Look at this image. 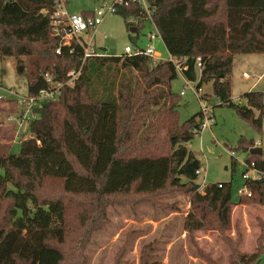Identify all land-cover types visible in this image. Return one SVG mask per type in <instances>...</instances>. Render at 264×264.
Here are the masks:
<instances>
[{
	"label": "trees",
	"instance_id": "trees-1",
	"mask_svg": "<svg viewBox=\"0 0 264 264\" xmlns=\"http://www.w3.org/2000/svg\"><path fill=\"white\" fill-rule=\"evenodd\" d=\"M56 1L0 0V57L23 64L29 94L47 87L45 74L55 81L69 68L82 67L80 77L65 86L56 101L33 110L29 136L19 142L18 153L11 151L15 124L0 123V194L10 200L0 222V264H64L62 245L70 230L67 206L81 196L101 210L118 195L152 203L157 195L180 189L190 196L192 210L184 225L189 231L209 225L228 228L232 204L264 205V177L245 181L250 196L239 195L237 202L232 201L231 183L207 184L199 190L195 171L201 163L185 143L199 127L200 112L180 121L179 96L170 87L178 73L171 62L146 55L83 60L78 49L68 47L56 53L59 40L52 35L49 18ZM149 2L167 52L185 58L183 76L197 81V87L211 83L220 105L232 106L260 129L264 93L247 91L246 104H235L229 76L235 56L264 53V0ZM117 14L131 19L128 29L144 21L136 4L120 7ZM137 17L136 24L132 19ZM198 56L200 69L195 64ZM120 72L116 83L113 78ZM19 111L15 101L0 100V113ZM249 144L253 146L245 142L243 148ZM247 161L264 172L261 155L250 153ZM45 179L60 181L62 194L41 199L38 191ZM208 213H215V225ZM262 239L251 253L237 251L233 243L236 259L231 264H259Z\"/></svg>",
	"mask_w": 264,
	"mask_h": 264
},
{
	"label": "rangeland",
	"instance_id": "rangeland-1",
	"mask_svg": "<svg viewBox=\"0 0 264 264\" xmlns=\"http://www.w3.org/2000/svg\"><path fill=\"white\" fill-rule=\"evenodd\" d=\"M69 12L88 13L98 0H65ZM131 19L128 18L127 21ZM127 21L119 14L106 15L98 27V32L88 36L97 48L107 54H119L135 33L128 29ZM155 31L146 25L140 36ZM147 40L142 36L138 45L145 47ZM160 60H167L168 52L160 40L153 44ZM23 66L14 57H0L2 85L13 89L17 94L28 93V81ZM124 69H121L123 72ZM251 77L245 79L242 72ZM121 72L114 79L121 81ZM264 73V53H247L235 56L232 72L231 99L235 104L245 105L243 94L253 85L257 76ZM136 76V71L132 72ZM184 77L178 74L171 81V91L179 96L178 115L184 121L200 112L199 98L184 87ZM197 81H191L196 85ZM101 83L96 84V88ZM200 94L209 97L206 103L211 106L210 127L185 143L199 159L203 172L198 175L199 183H231L233 202L239 199L238 190L244 180L246 169L242 163L250 157L249 149L259 147L264 159V117L260 129L241 118L232 106L220 105L213 94L211 83L203 84ZM264 93V75L253 88ZM0 93H5L0 89ZM258 115L257 111H254ZM8 114V113H7ZM6 113H0V123ZM245 142L253 146L243 148ZM11 151L18 153V139H12ZM249 174L252 175L251 171ZM203 190L202 186L199 188ZM39 197L49 199L62 194L58 180L45 179L39 188ZM124 198V200H123ZM95 204V202H93ZM10 200L0 194V222L7 215ZM192 210L189 194L180 189L164 192L153 202L139 201L133 196H115L104 209L91 206L88 198L72 199L67 206L70 230L62 245L65 252L64 264H231L236 258L232 255L233 243L237 251L251 253L258 247V239L263 237L264 245V205L256 202L232 204L228 228L210 226L189 231L185 229V218ZM215 213H208L213 221ZM211 225H215L213 221ZM263 231V234H261ZM259 264H264V254Z\"/></svg>",
	"mask_w": 264,
	"mask_h": 264
},
{
	"label": "built area",
	"instance_id": "built-area-1",
	"mask_svg": "<svg viewBox=\"0 0 264 264\" xmlns=\"http://www.w3.org/2000/svg\"><path fill=\"white\" fill-rule=\"evenodd\" d=\"M130 3L136 4L140 7L142 14L144 16V21L141 25L152 26L155 31H149L147 34H143L140 36V31L137 30L135 36L137 34V38L135 41H131V43H127L123 47V51L119 54H107L106 52L101 51L96 45L87 37L93 36L98 32V27L102 23L104 17L109 14H117L118 10L122 6L129 5ZM154 12V8L150 5L149 0H98L97 5L88 13L81 12H69L66 9L65 0H57L56 6L52 12L49 13V18L52 27V35L58 38L59 43L57 48L55 49L56 53H60L62 48L68 47L71 51L77 50L82 55V59L93 56H104V55H115L118 57L124 56H132V55H146L152 58L153 61H158L159 53L154 50L153 43L156 40L162 41L159 30L157 29L155 22L152 18V13ZM46 13V12H45ZM136 24L140 22L139 17L132 19ZM144 37L148 42L145 47L139 46L138 41L141 37ZM185 58H177L170 53H168L167 61L171 62L177 73L182 75V70L186 69V66L182 65V62ZM196 68L200 69L202 67L201 57H196L195 60ZM82 73V67L79 68H69L68 70L62 73L61 78L58 80H53L51 76L45 74V81L48 83L46 88L38 90L36 93L26 95L17 94L13 89H7L2 85L1 75L2 71L0 70V89L5 93H0V100H13L19 106L20 111L14 114H7L5 116V121L7 123L15 124L14 131V139L18 142L21 141L22 138H26L29 136L27 132V127L30 120L34 117L33 110L40 107L45 102L56 101L62 89L67 85H72L74 81L80 77ZM264 73L257 76L255 83H258L259 80L263 77ZM242 76L245 79L251 77V75L244 71L242 72ZM184 77V76H183ZM184 79V87L180 91V95H184L186 89L191 90L196 97L199 98L200 102V123L199 127L193 129V133L198 134L204 128L210 127L212 122L211 115V106H209L206 101L209 97L204 96V94H200L201 87H197L196 85H192L191 81ZM240 104V100H237ZM39 143V141H38ZM243 167L246 169L242 173V178L245 181L247 180H260L264 177V172L259 171L255 167V163L253 161H246L242 163ZM251 171L252 175L249 174ZM203 172L202 167L200 166L195 173L200 175ZM204 183H200V187L205 186ZM220 186V185H219ZM238 194H246L250 196V191L247 185L243 183L242 187L238 190Z\"/></svg>",
	"mask_w": 264,
	"mask_h": 264
},
{
	"label": "water",
	"instance_id": "water-1",
	"mask_svg": "<svg viewBox=\"0 0 264 264\" xmlns=\"http://www.w3.org/2000/svg\"><path fill=\"white\" fill-rule=\"evenodd\" d=\"M143 28H144L143 25H140L139 27H131V28H130V31H131V32H136L137 30H142ZM19 69L22 70V66H19ZM249 152H250L251 154L262 155V150H261V148H259V147H252V148L249 149Z\"/></svg>",
	"mask_w": 264,
	"mask_h": 264
},
{
	"label": "crops",
	"instance_id": "crops-1",
	"mask_svg": "<svg viewBox=\"0 0 264 264\" xmlns=\"http://www.w3.org/2000/svg\"><path fill=\"white\" fill-rule=\"evenodd\" d=\"M257 85V83H253V85L247 90V91H250V90H254L253 88Z\"/></svg>",
	"mask_w": 264,
	"mask_h": 264
}]
</instances>
